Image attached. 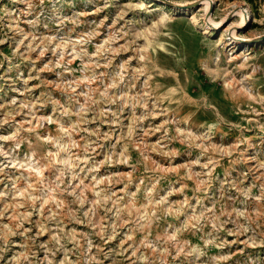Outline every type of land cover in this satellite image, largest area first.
Here are the masks:
<instances>
[{
  "label": "rangeland",
  "instance_id": "374dc122",
  "mask_svg": "<svg viewBox=\"0 0 264 264\" xmlns=\"http://www.w3.org/2000/svg\"><path fill=\"white\" fill-rule=\"evenodd\" d=\"M203 2L0 0V264H264V0Z\"/></svg>",
  "mask_w": 264,
  "mask_h": 264
},
{
  "label": "bare ground",
  "instance_id": "6f19581e",
  "mask_svg": "<svg viewBox=\"0 0 264 264\" xmlns=\"http://www.w3.org/2000/svg\"><path fill=\"white\" fill-rule=\"evenodd\" d=\"M205 2H203V9H204V11L206 12L208 9H209V7H210V0H204ZM249 13V12H248ZM238 14L241 16V23L242 24H244V23H246V19H247V17L249 16H246L247 15V13L246 12H244L243 10H239L238 11ZM210 21L211 22H213L211 19H210ZM205 32H207V30H205ZM235 35V34H234Z\"/></svg>",
  "mask_w": 264,
  "mask_h": 264
},
{
  "label": "water",
  "instance_id": "95a60500",
  "mask_svg": "<svg viewBox=\"0 0 264 264\" xmlns=\"http://www.w3.org/2000/svg\"><path fill=\"white\" fill-rule=\"evenodd\" d=\"M169 3H171V2H169ZM210 10H211V8H210ZM210 10L208 11V13H210ZM257 40H258V41L264 40V36L258 38Z\"/></svg>",
  "mask_w": 264,
  "mask_h": 264
}]
</instances>
